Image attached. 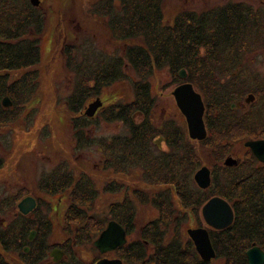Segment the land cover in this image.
<instances>
[{"label":"trees","instance_id":"obj_1","mask_svg":"<svg viewBox=\"0 0 264 264\" xmlns=\"http://www.w3.org/2000/svg\"><path fill=\"white\" fill-rule=\"evenodd\" d=\"M163 8L164 0H96L85 3L83 14L88 16L90 13L106 20L103 27L112 41L126 44L122 56L106 52L97 54L94 48L67 44L64 33L67 31L61 28L59 36L64 45L55 43L54 53L61 54L69 72L80 76L68 101L72 114L69 123L76 143L74 150H82L93 142L87 130L96 116L85 114L88 102L93 96L101 98L103 91L116 82L128 81L136 97L126 104H110L107 109L102 107L105 121H121L128 134L115 136L104 143L101 140L99 146L102 152L110 153V166L116 173L135 167L142 173V183L125 185V199L122 203L111 204V214L117 219L118 213H124L120 220L129 223L133 217L130 214L138 212L139 206H153L159 216L143 226L140 246L135 251L141 260L145 259L144 244H155L162 253L159 257L162 264H185L184 258L191 252L183 243V212L192 207L197 209L210 196H222L234 204L238 224L234 237L226 232L217 240L221 246L219 253L227 261L231 257L240 260L244 248L260 238L258 232L264 231V227L262 230L258 224L264 214V172L243 164L238 169L225 168L227 173L223 177L215 173L214 185L209 191L193 185L191 175L199 168L200 161L196 143L186 135L184 128L173 124L167 130V152H153L158 149L153 143L158 131L148 119L155 104L149 79L156 71L168 68L178 84L182 82L179 72L185 69L187 81L202 94L206 105L210 134L199 144L211 146L208 144L215 134L230 138L229 133L234 127L228 119L232 115L231 102L236 99L234 94L243 90L231 88L233 77L230 76L224 84L220 83V78L239 67L247 59L246 54L264 46V22L261 19L257 22L249 11L237 10L227 4L181 10L170 25H165ZM41 9V2L36 7L31 0H0V128L14 124L36 98L40 78L38 67L42 61L41 47L48 18ZM58 23L56 30L60 28ZM140 39L142 44L136 43ZM125 65L134 71L137 80L129 78L124 71ZM5 97L12 101L11 107L3 106ZM137 111L146 115L141 124H136L133 119ZM216 144L220 148L221 144ZM61 158L59 162L56 160L58 167L45 175L37 188L43 194L67 195L72 199L68 202L64 231L76 239L77 245L92 244L103 226L101 219L89 214L100 191L90 175L76 172L69 158ZM105 163L108 168L109 161ZM2 167L0 160V169ZM108 191L119 193L120 188L116 183H110L105 189ZM24 194L20 192L2 201L0 213L11 205L16 206ZM40 210L39 203L31 214L16 213L8 224L0 226V264H11L10 261L38 264L49 259L53 247L48 244L52 224ZM71 223L77 224L75 233ZM34 229L37 236L30 242L28 238ZM26 246L29 253L24 251ZM12 254L18 255L19 259H14Z\"/></svg>","mask_w":264,"mask_h":264},{"label":"rangeland","instance_id":"obj_2","mask_svg":"<svg viewBox=\"0 0 264 264\" xmlns=\"http://www.w3.org/2000/svg\"><path fill=\"white\" fill-rule=\"evenodd\" d=\"M40 1L41 10L48 18L41 47L42 61L38 67L40 76L39 88L35 100L29 108L25 109L19 119L9 127L0 128V160L3 162V167L0 169V203L6 198L11 199L15 197L20 192H25L26 195L24 194L19 198V201L28 196L40 199L42 203L40 211L52 223L48 244L55 247L56 243L66 242L70 252L74 253V257L78 260L81 258L84 262H89L90 259L98 256L96 252L93 253L94 248L92 244L77 245L74 237L68 236L66 238L64 234L65 212L68 202L65 201L66 199L61 198V196L49 197L50 195L43 194L37 188L38 182L48 173H52L55 165L62 159L61 157L69 158L68 160L73 163V168H75L76 172L90 175L100 191V195L97 197L89 214L99 220L107 221L108 219L106 218L110 215L109 205L117 198H113V196L105 192L111 178L108 177L107 172L98 169L103 159V152L99 145L101 140L104 143L105 140L115 136L127 135L128 131L121 121H105L103 117V115L105 116V110L102 109L92 120L87 130V135L90 141L92 140L93 142L82 150H74L76 143L72 137L73 133L71 132L69 123L72 114L69 110L70 107H68V101L75 90L77 82L80 80V76H77L75 73L71 74L66 69L64 58L62 59L59 52L54 53L55 43L60 42L63 47L64 44L59 35L61 28H64L67 31H64L67 35V44H78L81 48L90 50L94 48L97 54L102 52L111 54L115 52L118 56H122L124 55V46L126 44L121 41H112L108 31L103 27V23L106 20L103 21L101 18H97L90 13H88V16L83 14L85 3L87 4L88 1L96 0ZM206 2L192 0L191 3L197 5V7L193 8L187 5L185 0H164V24L170 25L173 17L181 10L196 9L198 7L207 9L219 6L217 5L219 3H230L227 0H208ZM58 21L60 22V28L56 30V25L59 24ZM141 41L142 39L135 42L142 44ZM245 57L247 59L239 66L240 70L237 76L238 86L243 90L240 101L245 104V98L249 94L257 95L256 100L251 104L246 103V108L243 107L241 111L236 108L232 110V115L228 119L236 121V124L231 129V133H229L231 135L230 138H222L220 134L217 136L215 134L208 144L211 146L208 147L200 145L199 142H194L196 143V153L200 166L213 167L215 173L222 174L221 177L224 176V173H227L223 162L231 150L229 144L232 143L236 146L234 148V152L237 153L235 155L236 158L243 157L245 156V148L241 143L264 135V130L254 120L258 112L257 109L261 105H264V82L260 80V78L264 77V51L263 53L251 52L250 54H246ZM124 71L130 79H138L128 65H125ZM229 77V74L222 76L220 83L224 84L223 79L226 81ZM149 81L156 100V120L158 122L161 120L164 122L174 121L176 125L182 124L185 126L172 96V91L177 87V83L172 78L170 70L164 68L156 71ZM90 85H93V83ZM101 95V100L106 107L105 109L110 104L113 106L126 104L134 99L131 85L126 80L116 82V84L105 89ZM96 99L93 96L88 105ZM234 102L236 100L233 99L231 103ZM247 113L249 114L248 116ZM245 116L249 118L250 122L245 123L243 121L237 124V120L243 119ZM184 128L186 129V126ZM222 134L226 135L228 133ZM216 143L221 144L220 148ZM216 148L219 149L216 150ZM134 172H138V170L132 168V177L128 180L129 184L137 180V178H133L135 175L132 173ZM192 177L193 174L191 175ZM107 199L110 201L108 202ZM175 200L177 209L180 210L177 198ZM48 206H50L49 210L47 209ZM138 212H140L139 217L141 222L145 218L148 219L150 216H156L158 213L157 209L149 204L139 206ZM16 213L17 206L13 205L9 206L3 213H0V226L8 224ZM72 229L75 233L76 229L73 227ZM10 262L11 264H18L17 262Z\"/></svg>","mask_w":264,"mask_h":264},{"label":"flooded vegetation","instance_id":"obj_3","mask_svg":"<svg viewBox=\"0 0 264 264\" xmlns=\"http://www.w3.org/2000/svg\"><path fill=\"white\" fill-rule=\"evenodd\" d=\"M185 1H186L187 5H189L190 7H193V8L197 7V5H194L193 3H191L192 0H185ZM199 1H202V2L204 1L205 3H207L206 1H208V0H199ZM227 1H230V3H226V4L225 3H223V4L219 3V4H217L219 6H216V7H222V6H225L227 4H232V6L235 7L237 10L240 9V10H243V11H249L251 13V16H254L256 18L257 22H260V19H261V22H264V0H227ZM263 51H264V46L261 47L258 50H255L253 53H257V52H262L263 53ZM112 54H115V52H112ZM248 54H250V53H248ZM239 70H240V67H237V68L231 70V71H233V73H231V74H230L231 71L230 72L228 71V74L231 77H233L232 81L234 80V83L231 85V88H236L237 87V88L241 89V87L238 86L239 83L237 82V76H238ZM71 74H72V71H71ZM186 75H187V77L185 79L180 78L182 80V82L178 83L177 87L182 85V84H185V83H190V82L187 81V79H188L187 71H186ZM256 80H257V78H256ZM260 80L262 82H264V77L262 79L260 78ZM223 81L225 82L224 79H223ZM151 90H152V87H151ZM174 90L172 91V96H173V98L175 100L176 107H177V109H178V111H179V113H180V115H181V117L183 119V122H184V124L186 126V129L184 128L185 126H183L182 124L179 125V126H181L182 128L185 129L186 135L190 138L189 131H188V123H187L186 117L181 112L180 108L178 107L176 99H175V97L173 95ZM195 90L197 92H199L196 88H195ZM242 95H243V91L240 92V93H235L234 94V96L236 98L235 99L236 102L231 103V109L232 110L236 108L237 110L241 111V109H243V107L246 108L245 107L246 103L247 104H251L257 98V95L249 94L248 97L245 98V104H244V102L240 101V98H241ZM152 96L155 98V96L153 94V90H152ZM201 96H202V94H201ZM134 97H136V96L134 95ZM251 97H253V99ZM202 98H203V96H202ZM247 99H250V102H247ZM203 100H204V98H203ZM154 101H155L154 102L155 104H154V107L150 110V113L148 115V119L150 120L152 126L155 129H157V131H158V133H156L154 135V138H153V143L158 149H153V152L158 153V154L159 153L162 154L164 151L167 152V150H168V144H167V138H166L167 130L173 124H175V122L174 121H166V122H164L162 120L160 122H158L156 120V118H155L156 100H154ZM104 106L105 105L103 104L102 107H104ZM205 107H206V105H205ZM263 107H264V105L263 106L261 105L257 109L258 112L256 113L254 120H255L256 124H258L260 126V128H262L264 130V108ZM249 109H250V107H249ZM101 110H102V108H100L98 110L96 115ZM248 115L249 114L247 113V116ZM133 119H134L136 124H141L146 119V115H143L142 112L137 111L134 114ZM204 121H205L206 129H207V137H206V139H207L209 134H210V129H209V124H208V120H207V116H206V109H205V114H204ZM243 121L245 123H249L250 122L249 118L245 116L243 119L237 120V124H240ZM232 122L234 123V125L236 124V121L235 122L232 121ZM191 140L193 142L205 141V140L198 141V140H193V139H191ZM260 140H264V135L261 136V137H258V138L248 139V140L242 142L241 144L245 148V156L237 157V158L235 157V155L237 153L234 152V150H235L234 148L236 146L234 144H232V143L231 144L228 143L229 144V148L231 150L228 153V155L225 157V160L223 162L224 168L230 169V170L231 169H238L244 164V165L248 166L252 170H257V171H260V172L261 171L264 172V161H262L261 159H259L255 155V153H254V151L252 150L251 147L246 146V143L249 142V141H260ZM156 141L160 142V146H158L156 144ZM110 152H113V151H110ZM107 153L106 152L102 153V157H103L102 164H101L100 167H98V169L108 173V177L111 178L110 182L108 183V185L110 183H116V185L120 188L119 193H114L113 194V192H109V191L106 192L108 195L113 196V198L114 197L117 198L116 200L114 199L115 201H113L112 203H115V202L122 203L124 201V199H125V196H124V194H125V192H124L125 185H129V186H138V185H140L142 183V181H141L142 173H141L140 170H138V172L132 173L133 175H135L133 178H137V180H135V181H133V182H131L129 184L128 180H129V178L132 177L131 176L132 168H135V167L129 168V170H127L126 172L122 171L120 173H116L115 170L113 169V166H110V164H111L110 163V158H109L110 153H108V154ZM227 158H231L232 160H235L237 163H235L232 166H226L225 165V161H226ZM107 161H109L108 168L106 167L107 165L105 163ZM56 167H58L57 164L55 165V168ZM202 167H207L211 171L212 182H211L210 187L207 188V189L201 188L197 184V182L195 181V174ZM196 172L193 174V180L195 182V185L198 187V189H201L202 191H209L214 185V174H215L214 168L206 166V165L205 166H200L196 170ZM126 181H128V182H126ZM146 187H150V186L147 185ZM56 196H61V198L66 199L65 200L66 202H69L70 197H68L67 195H55V196H49V197H56ZM215 197H220V198L224 199L225 201H227L229 203V205L231 206V208L233 210V213H234L233 220H232L231 224L229 226L225 227V228H222V229H217L214 226L210 225L206 221V218L204 217V214H203L204 206L212 198H215ZM25 198H22L19 201V203ZM35 199L37 201V206H36V208H37L39 206V203L40 204H42V203L39 202L40 199H38V198H35ZM110 199H111V197H110ZM70 200H72V199H70ZM107 200H108V202L110 201L109 199H107ZM61 201H62V199H61ZM19 203L17 202V205H16L17 206V213H21L19 211V208H18V204ZM111 204L109 205L110 215H109V217L106 218V219H108L107 221H103L102 230L99 233L98 237L100 236V234L104 230H106L108 228V226H109L111 221H115L125 231V237H126V243L125 244H123L122 246H119L118 248H115V249H112V250H108L106 252H100L94 246L95 240L98 239V237H97L94 240V242L92 243V246L94 248L93 253L96 252L98 254V256L95 257L94 259H90L89 262H84L81 258H80V260H78L76 257H74V253H72V251L71 252L69 251V246L66 245V242H62V243H59V244L56 243L55 247L53 246L52 250L49 252V259L48 260L44 259V260L40 261V263H38V264H43V263H47V264H62V263L63 264L64 263L65 264H96L100 260H107V261L120 260L123 264H162V262L159 259V257L161 256L162 253L158 252L157 246L155 244H147V242L144 244L146 252H147L146 253L147 255H146L145 259L141 260L139 253L135 251L140 246V241H141L140 233L142 231L143 226L146 223L150 222V221L156 220L158 218V216H159V213H157V215L154 216V217L150 216L148 219L145 218L144 221H142V222L140 221V217H139L140 216V212H136L134 214L133 213H131V214L129 213L130 216H133V217H132L131 221L128 223L126 221L123 222V221L120 220V219H122L121 216L124 213H118V215H117L118 218L117 219L114 218L115 216H113L111 214ZM49 208H50V206L47 207V209H49ZM186 210H187V212L186 211L183 212V215H185V218H184L185 220L182 222L181 226H182V230H183L184 247H186L185 245L189 246V249H190L191 253L190 254H186V256L184 258L185 259V264H249L248 263V256H247L248 250H250L251 248L256 246V247L260 248L263 251V253H264V231H260V232H258V234L260 235V238H258L256 240H253L250 243V245H248V246H246L244 248L243 257H241L240 260H238L237 258L235 259V258L231 257V259L229 261H227L225 258H222V256L219 253V251L221 249V246L217 242V240L220 239V237H222V235L224 233H226V232H229L234 237L235 228H236V226L238 224L237 223V215H236L234 204L231 201H229L228 199H226V198H224L222 196H218V195L210 196L200 207H197V209H194L192 207L191 209H186ZM193 210H196V212L193 211ZM32 212H30L29 214H31ZM46 212H50V211H46ZM29 214H27V215H29ZM65 214H66V212H65ZM258 224H259V226L260 225L262 226L261 228L263 230V227H264V214H262V219L259 221ZM74 225H76V226H74ZM74 225H72V223L70 224L71 229L73 227L74 229L77 230V228H78L77 224H74ZM198 229H202V230H206L207 231V233L209 235V238H210V242H211L212 248H213L214 253H215L214 257H211V258L208 259L207 257H209V253L202 255L201 252H199L194 240L192 239V237L189 234L190 230H198ZM32 231H36V229H34ZM32 231L30 232V235H31ZM172 231H173V229L170 230V232H172ZM64 234H65L66 238H68V233H66L64 231ZM30 235H29L28 240L30 242H33L36 239L37 231H36L35 237L32 240H30ZM71 235H72V233H71ZM71 247H72V245H71ZM27 248H28V251H26ZM24 251L26 253H29V251H30L29 247L26 246L24 248ZM54 251H55L56 257L58 258L57 261H55L53 259V257H52V253ZM12 256L16 260L19 259L18 255H13L12 254ZM189 256H191L192 258L190 259ZM13 258L10 257L9 259L12 260ZM193 258H194V260H193Z\"/></svg>","mask_w":264,"mask_h":264},{"label":"water","instance_id":"obj_4","mask_svg":"<svg viewBox=\"0 0 264 264\" xmlns=\"http://www.w3.org/2000/svg\"><path fill=\"white\" fill-rule=\"evenodd\" d=\"M40 0H31L34 6L40 5ZM179 77L185 79L187 77L186 70L182 69L179 72ZM173 95L176 99L178 107L186 117L188 123V131L190 139L202 141L207 137V129L204 121L205 114V103L199 92H197L191 83H185L175 88ZM253 99V97H251ZM251 99V100H252ZM250 102V99H247ZM5 108L12 106V101L9 97H5L2 102ZM103 102L101 98H97L94 102L90 103L85 110V114L88 117H94L98 110L102 108ZM156 144L160 146V142L156 141ZM254 151L255 155L264 161V140L260 141H249L246 143ZM237 163L231 158H227L225 161L226 166H232ZM195 181L203 188L207 189L210 187L212 182L211 171L207 167H202L195 174ZM37 206V201L34 197L28 196L23 199L19 204V211L27 215L32 212ZM204 217L206 221L217 229H222L229 226L233 220V210L229 203L220 197L212 198L203 209ZM190 236L194 240L199 252L202 255L209 253L208 259L215 256L212 248L209 235L206 230H190ZM36 235V231H32L30 240ZM126 243L125 231L115 221H111L108 228L104 230L98 239L95 240L94 246L100 252H106L122 246ZM28 251V248L26 249ZM249 264H263L264 253L263 251L254 246L247 252ZM52 257L55 261L58 260L55 251L52 253ZM96 264H123L120 260H100Z\"/></svg>","mask_w":264,"mask_h":264}]
</instances>
